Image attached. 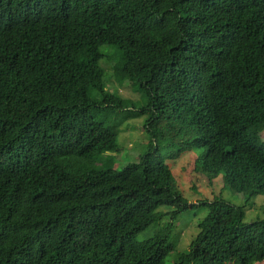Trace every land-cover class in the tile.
I'll return each instance as SVG.
<instances>
[{
  "label": "trees",
  "instance_id": "obj_1",
  "mask_svg": "<svg viewBox=\"0 0 264 264\" xmlns=\"http://www.w3.org/2000/svg\"><path fill=\"white\" fill-rule=\"evenodd\" d=\"M103 60L143 107L110 93ZM142 116L148 151L103 168ZM188 154L246 204L264 196V0H0V264H168L198 207L173 264H264L247 205L182 195L168 162Z\"/></svg>",
  "mask_w": 264,
  "mask_h": 264
},
{
  "label": "rangeland",
  "instance_id": "obj_2",
  "mask_svg": "<svg viewBox=\"0 0 264 264\" xmlns=\"http://www.w3.org/2000/svg\"><path fill=\"white\" fill-rule=\"evenodd\" d=\"M111 50L109 46L102 47V53L106 55H109ZM101 67L105 71V83L110 93L119 94L123 99L132 102L137 108L143 107L145 104L142 98L143 95L140 93L136 94L134 89L128 86L129 83L123 74L120 73L122 75L121 77L114 74L112 66L104 60L101 63ZM110 79H112L113 85L109 87L108 82ZM146 119L147 117L145 116L134 118L117 128V140L120 151L118 153L105 154L103 156V158H105L103 168L122 169L126 165L137 163L141 156L148 151L151 139L146 131ZM166 151L167 149L164 150V152ZM189 159L188 154L179 161L168 162L172 169L177 187L188 200L189 204H196L197 202L206 200L211 201L215 196L220 195L234 205H247L244 220L246 224L256 222L259 219L264 220V196H260L250 204H246L245 196L235 193L230 188L226 187L223 176L220 175L210 181L207 175L195 172V165H192ZM161 210H167L168 212L172 211L169 208H162ZM207 214L208 209L206 207H198L190 209L179 216L174 226V238L177 241V248L174 252L169 254L168 264L176 262L178 254L188 249L191 240L197 234L200 221L203 220ZM161 226H151L139 235V240L152 236Z\"/></svg>",
  "mask_w": 264,
  "mask_h": 264
}]
</instances>
